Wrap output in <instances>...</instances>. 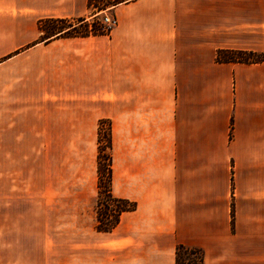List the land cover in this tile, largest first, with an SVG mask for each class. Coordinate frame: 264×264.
<instances>
[{"label": "crops", "instance_id": "obj_1", "mask_svg": "<svg viewBox=\"0 0 264 264\" xmlns=\"http://www.w3.org/2000/svg\"><path fill=\"white\" fill-rule=\"evenodd\" d=\"M89 0H0V264H264V0H131L108 34L46 40ZM136 203L97 230V146ZM40 166H46L40 172Z\"/></svg>", "mask_w": 264, "mask_h": 264}, {"label": "trees", "instance_id": "obj_2", "mask_svg": "<svg viewBox=\"0 0 264 264\" xmlns=\"http://www.w3.org/2000/svg\"><path fill=\"white\" fill-rule=\"evenodd\" d=\"M112 7L131 0H111ZM107 0H89V8L95 5L98 10L108 7ZM111 7V8H112ZM96 13V12H94ZM39 28L46 40L58 37H87L90 35L106 34L98 25V17L90 20L80 19L71 21L67 19L45 18L39 21ZM216 61L220 63L255 64L264 61V53L252 50L220 49L216 54ZM102 124V123H101ZM105 138V147L111 151V126L102 133L101 125L98 132L99 152L98 163V197L96 203L97 230L111 231L119 222L123 212L134 211L136 203L127 199L115 197L112 193V156L111 152L104 155L101 140ZM176 264H204V253L200 248H190L184 245L176 247Z\"/></svg>", "mask_w": 264, "mask_h": 264}, {"label": "built area", "instance_id": "obj_3", "mask_svg": "<svg viewBox=\"0 0 264 264\" xmlns=\"http://www.w3.org/2000/svg\"><path fill=\"white\" fill-rule=\"evenodd\" d=\"M98 15V25L101 27L102 31L108 34L117 25V19L109 13V8L99 11ZM103 126L108 129V125L106 126L105 123H102V130Z\"/></svg>", "mask_w": 264, "mask_h": 264}, {"label": "rangeland", "instance_id": "obj_4", "mask_svg": "<svg viewBox=\"0 0 264 264\" xmlns=\"http://www.w3.org/2000/svg\"><path fill=\"white\" fill-rule=\"evenodd\" d=\"M109 3V5H108V7H106L105 9H107V8H109V11L111 10V5L110 4H112V1L111 0H107ZM231 1V3H232V5H234V4H236V3H238L239 2V0H230ZM95 7V5H92V7H91V10L92 11H94V12H99V11H102V10H105V9H102V10H98L97 9V7L96 8H94ZM44 37H47V36H45L44 35ZM103 123H105V125L107 126L108 124H110L109 122H106V121H104ZM101 129H102V127H101ZM107 130V128L105 127V126H103V130H102V133H105V131ZM101 143H102V145H103V152H104V155H106L108 152H110V150L108 149V148H106L105 146V143H106V140H105V138L103 139V140H101ZM98 146H99V143H98ZM97 146V147H98ZM97 151L99 152V148H97ZM97 157H98V153H97ZM97 169H98V163H97ZM46 171V166H40V172H45ZM95 209H96V206H95Z\"/></svg>", "mask_w": 264, "mask_h": 264}]
</instances>
